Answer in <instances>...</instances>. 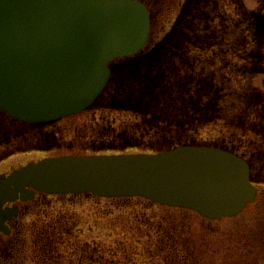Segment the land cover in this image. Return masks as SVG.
<instances>
[{"label":"rangeland","instance_id":"1","mask_svg":"<svg viewBox=\"0 0 264 264\" xmlns=\"http://www.w3.org/2000/svg\"><path fill=\"white\" fill-rule=\"evenodd\" d=\"M141 1L151 16L149 40L136 55L111 62L107 88L91 107L38 124L0 111V173L53 156L219 147L250 162L261 229L264 0ZM53 198L22 217L21 242L11 249L23 251L19 264H187L180 239L192 250V232L219 237L236 231L247 213L199 218L190 231L180 224L190 211L139 197Z\"/></svg>","mask_w":264,"mask_h":264},{"label":"water","instance_id":"2","mask_svg":"<svg viewBox=\"0 0 264 264\" xmlns=\"http://www.w3.org/2000/svg\"><path fill=\"white\" fill-rule=\"evenodd\" d=\"M151 16L141 0H0V110L29 123L88 109L109 64L146 45ZM248 162L211 146L157 153L63 155L0 174V230L37 192L143 197L209 219L237 216L255 199Z\"/></svg>","mask_w":264,"mask_h":264},{"label":"flooded vegetation","instance_id":"3","mask_svg":"<svg viewBox=\"0 0 264 264\" xmlns=\"http://www.w3.org/2000/svg\"><path fill=\"white\" fill-rule=\"evenodd\" d=\"M40 123H45V122H40ZM27 124H38V123H27ZM247 162L250 166V173L252 175V168L250 162L249 161ZM22 165L24 164H19L17 167H10L9 169L2 171L1 173H9L13 169L18 168ZM251 180L257 188L256 197L253 202L246 204L242 212H240L237 216L234 217L209 219L190 209L163 206L157 203H153L150 200H146V202L152 205H159L162 207L176 208V209H183L186 211H190V213L192 214H188L185 219L180 220L181 226L184 227L186 226L187 228L190 227V231H191V222L196 221L199 218H202L207 221H220L225 218L238 219V217H241V215L245 211H247L248 214L246 213L244 216V218H246V222L243 224L240 220H238L239 224L236 227V231L234 229L223 230L221 231V236L219 237H217V235L216 236L212 235V233H206L207 235H201V234L199 235L196 232H192L191 234L192 236L191 243L193 245L192 250L189 249V246L186 244L187 242H185V240L180 239L181 247L183 248V250L187 254V257L189 258L187 264H264V227L261 226L260 229V227H258L257 225L258 224L257 220H255V217H258L261 212L260 210L261 204L259 202L260 189L259 186L253 181L252 176H251ZM61 195L62 194L56 196L60 197ZM54 196L55 195H49V194L37 192L33 199L27 201L19 199L15 203H8L6 205V206L17 205L19 207V211L15 216H13L11 220L6 222L9 232L7 233L5 231L0 230V264H19L20 259L22 261L24 260L25 257L22 256L23 251L20 248H19L20 251H17L16 253L11 250L13 249L14 244L16 243L17 240H18L17 243L21 242L20 240V236H21L20 227L22 226L21 219L24 215H27L32 212L33 210L32 206H41L43 204L47 205L50 204L51 202L53 203ZM73 196H79V195H73ZM92 198H99V197L92 196ZM129 199L130 198H126V200ZM113 200H118V199H113ZM200 224L201 225L203 224L202 221H200Z\"/></svg>","mask_w":264,"mask_h":264},{"label":"bare ground","instance_id":"4","mask_svg":"<svg viewBox=\"0 0 264 264\" xmlns=\"http://www.w3.org/2000/svg\"><path fill=\"white\" fill-rule=\"evenodd\" d=\"M153 203H156V202H154V201H152ZM157 204H159V203H157ZM159 205H161V204H159ZM164 206H166V205H164ZM171 207V206H170ZM173 207V206H172ZM186 209V208H185Z\"/></svg>","mask_w":264,"mask_h":264}]
</instances>
